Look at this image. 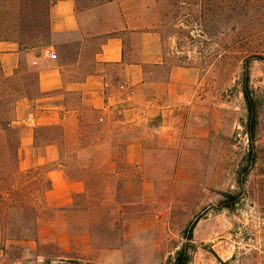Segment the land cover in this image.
Returning <instances> with one entry per match:
<instances>
[{
	"label": "rangeland",
	"instance_id": "1",
	"mask_svg": "<svg viewBox=\"0 0 264 264\" xmlns=\"http://www.w3.org/2000/svg\"><path fill=\"white\" fill-rule=\"evenodd\" d=\"M54 1L0 0V34L16 41L20 32L45 31ZM157 2L169 63L198 75L197 129L168 145L149 140L139 170L118 165L126 176L107 179L115 187L93 196L112 210L111 221L84 219L93 225L88 252L60 254L32 238L0 235V264H169L194 220L190 264H264V0ZM245 65L257 103L252 141L241 93ZM24 75L22 83L0 80V109L34 95V75Z\"/></svg>",
	"mask_w": 264,
	"mask_h": 264
},
{
	"label": "crops",
	"instance_id": "2",
	"mask_svg": "<svg viewBox=\"0 0 264 264\" xmlns=\"http://www.w3.org/2000/svg\"><path fill=\"white\" fill-rule=\"evenodd\" d=\"M79 1L49 5L44 46L20 50L0 42V74L7 81L22 83L24 74L34 75V95L21 94L13 104L16 165L24 173L47 168L39 176L46 188L32 241L60 254L90 250L84 219L97 216L78 206L93 204L94 195L115 187L114 177L126 176L118 165L138 169L149 140L168 145L198 122V75L169 63L173 53L164 46L157 0L83 7ZM49 128H56L57 143L42 140ZM90 132L88 141L80 139ZM59 143L93 162L100 188L91 191L87 181L67 175Z\"/></svg>",
	"mask_w": 264,
	"mask_h": 264
},
{
	"label": "trees",
	"instance_id": "3",
	"mask_svg": "<svg viewBox=\"0 0 264 264\" xmlns=\"http://www.w3.org/2000/svg\"><path fill=\"white\" fill-rule=\"evenodd\" d=\"M49 36L46 19L45 31L20 32L19 38L16 41H9L4 35L0 34V42H12L20 50H31L40 48L48 43ZM241 75V93L247 111L246 126L249 127V139L252 141L256 131L257 103L249 89L248 65L243 67ZM0 80L7 81L1 74ZM26 95H28L27 92ZM17 100L18 98L14 100L13 104ZM13 104L9 110L0 109V235L7 240L33 239L36 226V210L46 188V185H44L39 176L47 168L25 173L18 170L16 165L18 138L16 130L12 126L14 118ZM48 132L52 137L47 135L42 140H54L57 143L56 140L59 139L56 137H59V134L56 128H49ZM90 135L91 132L87 133L86 136L84 133L80 139L86 142V140H89ZM59 146L62 153L61 165L67 175L72 179L87 181L91 191L94 188H100V184H98L99 179L92 173L94 169L93 162L90 159H86L85 161L79 160L74 149H68L62 143H59ZM30 175H33L32 182L27 180L28 177L30 178ZM21 186H25L24 191L19 190ZM78 207L84 212L95 211L96 216L101 220L104 218L111 221L110 216H112L113 212L111 209H106L101 201L97 204L88 203L87 200L81 201ZM196 223L197 220H194L187 227L186 242L175 251L174 257L170 260L169 264H190L194 253V247L190 242ZM86 228L89 232L93 229L91 220H88Z\"/></svg>",
	"mask_w": 264,
	"mask_h": 264
},
{
	"label": "built area",
	"instance_id": "4",
	"mask_svg": "<svg viewBox=\"0 0 264 264\" xmlns=\"http://www.w3.org/2000/svg\"><path fill=\"white\" fill-rule=\"evenodd\" d=\"M52 57L54 58V55H52Z\"/></svg>",
	"mask_w": 264,
	"mask_h": 264
}]
</instances>
